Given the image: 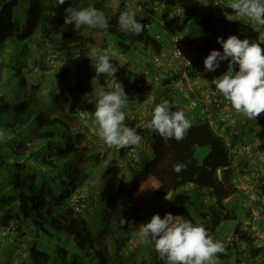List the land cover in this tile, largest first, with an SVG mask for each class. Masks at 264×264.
I'll list each match as a JSON object with an SVG mask.
<instances>
[{
    "label": "trees",
    "instance_id": "trees-1",
    "mask_svg": "<svg viewBox=\"0 0 264 264\" xmlns=\"http://www.w3.org/2000/svg\"><path fill=\"white\" fill-rule=\"evenodd\" d=\"M109 1L66 0L58 5L57 0H0V236L5 229L14 233L18 240L14 252L19 255L25 250L28 264H137L140 255V264H164L150 242L143 240L137 248L140 251L129 249L139 236L138 227L155 214L163 218L170 212L194 225L202 224L214 241H223L222 225L238 219V206L251 221L243 201L245 193L236 180V151L233 145L228 146L229 138L239 139L237 133L229 131L232 121L242 114L232 107L228 120L212 116L218 113L217 98L204 82L211 76L202 79L196 70L189 71L191 90L167 87L181 75L183 64L178 68L171 60V51L165 52L169 37L165 40L163 34L178 28L177 32L184 34V53L191 55L197 48L207 57L212 50L223 53L217 37L227 40L236 35L264 47V29L257 32L253 22L232 13L226 7L228 0H221L216 12L209 10L215 0H149V6L141 3L139 10L131 7L136 20L146 25L136 35L118 23L126 2L121 1L120 11L110 16ZM70 5L102 10L109 27L76 29L74 24L65 25V9ZM174 7H181L185 16L178 26ZM225 13L234 20L227 19ZM195 26L204 31L200 39L187 33ZM109 45L112 62L118 67L116 80L122 82L129 97L122 109L126 126L147 131L143 111H149L153 100H168L173 111L183 110L191 122L179 142L171 139L165 143L154 130L147 141L152 154L147 161L138 160L136 146L129 156L128 148L116 147L91 153L85 144L86 130L76 124L80 110L88 111L89 124L96 126L95 101L89 103L87 98L95 86L106 91V84L115 77L101 74L96 78L88 55L94 50L102 53ZM134 51L138 57L133 59L129 54ZM153 53L166 56L162 71L156 68ZM220 66L223 70L228 60ZM152 88L155 93L141 101ZM261 115L257 125L264 122V113ZM250 140L258 143L247 150L253 168H240L241 174H260L264 127L251 133ZM202 146H208L209 151L199 163L195 153ZM109 150L113 151V163L107 167ZM176 163H186V170L176 173ZM260 175L264 179V174ZM261 189L264 191V183ZM144 193L150 195L146 207L140 204ZM90 210L97 216L98 228L91 222ZM247 221L242 225L237 220L235 239L224 244L225 253L217 254L220 264H231L232 249L236 253L234 264H248L249 256L264 250V244L259 243L239 251L243 239L239 236L237 242V235ZM243 231L252 243L259 240L254 233Z\"/></svg>",
    "mask_w": 264,
    "mask_h": 264
},
{
    "label": "clouds",
    "instance_id": "clouds-1",
    "mask_svg": "<svg viewBox=\"0 0 264 264\" xmlns=\"http://www.w3.org/2000/svg\"><path fill=\"white\" fill-rule=\"evenodd\" d=\"M65 2L66 0H57L58 5ZM226 7L236 16L253 22L257 32L264 29V0H228ZM209 10L211 11L210 8ZM225 16L234 20L230 14L225 13ZM118 23L125 31L136 35L142 33L146 27L136 20V13L132 10L120 13ZM64 24H74L76 29L82 26L101 29L109 27L105 13L92 6L79 8L70 5L65 9ZM177 31L176 33H180ZM261 39L264 40V33H261ZM217 42L222 45L223 53L212 50L204 60L205 70L214 72L225 60H228V70L211 83L230 101L237 113L256 120L264 113V47L259 42H250L247 38L240 39L236 35L229 36L227 40L217 37ZM110 52L109 45L102 53L94 50L91 56L87 54L95 68L96 78L101 74L115 77L113 83L106 84V91H101L97 97L92 98L95 99L93 115L98 125V136L104 144L124 149L139 145L142 136L136 129L125 124L126 114L122 109L129 97L122 82L116 80L118 67L112 62ZM236 65L239 66V71H235ZM92 99H89V103ZM172 108L173 105L168 100H162L156 105L152 119L146 124V128L158 132L165 143L171 139L177 142L183 140L191 128V122L186 118L184 111H173ZM77 112L82 117L88 115V111ZM186 168V163L173 165L176 173ZM138 229V235L145 242L154 244L155 251L164 264H218L217 254L226 252L224 244L214 241L202 224L194 225L192 221L182 216H174L170 212L163 218L159 214L153 215L150 222L141 224Z\"/></svg>",
    "mask_w": 264,
    "mask_h": 264
},
{
    "label": "rangeland",
    "instance_id": "rangeland-1",
    "mask_svg": "<svg viewBox=\"0 0 264 264\" xmlns=\"http://www.w3.org/2000/svg\"><path fill=\"white\" fill-rule=\"evenodd\" d=\"M115 1H116V3H115ZM121 1H123V0H110L109 1V8L107 11L109 12L110 16H114L118 10L120 11ZM124 1L125 2L127 1V4L130 7H132V8L135 7L137 9H138V5H140L141 3H142V5L148 4V6L150 3L149 0H124ZM225 1L226 0H224V2ZM123 3H122V10H123V7H125V5H126V3H124V4ZM155 7H157V6H155ZM20 9H21V11L23 10V13H24L25 9L22 7H20ZM171 23L172 24L175 23V20L171 19ZM176 25L178 26V23ZM68 26L70 27V25H68ZM177 29L178 28H175L174 32H176ZM192 30H194V33H196V35H198L199 37H202L204 34V31L200 26H195V28ZM170 31L168 30L167 34H163L165 40H166V36L168 39L169 34L171 33ZM185 33H186V31H185ZM187 33L190 34L192 32H187ZM166 50L169 51V48L167 46L165 48V52H166ZM135 54H136V56H135ZM129 55H130V57H132L134 59V58L138 57V51L131 52ZM166 55H168V54L166 53ZM132 58H131V60H133ZM225 68H228V66H225ZM222 75H223V70H222ZM212 80L213 79L208 80L206 82L207 85H210V88H208L207 85H206V88L212 94H214V93L220 94V92L215 88V85H213L211 83ZM113 82H111V83H113ZM118 82H121V81H118ZM49 88H50V90H52L53 86L49 85ZM92 90L93 91L90 92L89 97L87 99H92L93 97H97L101 91H104L100 86L99 87L95 86ZM154 93H155V90L152 88L151 90H149L148 92L143 94L141 101H147ZM93 101H95V99H92L91 103H93ZM159 102H160L159 100H153V102H151V104H150L151 106L148 109L149 111H147V112L143 111V115L147 117L148 121H150L152 119L154 108L156 107V105L159 104ZM142 109H140V110H142ZM76 124L79 126L81 125L83 127V130H86V132H87V138L85 140V144H86L87 148L89 149V151L93 154L103 152V151H101V144H100L102 140L98 136V125L95 123L96 126H93L94 125L93 123H92L93 125L91 123L90 124L86 123L85 116L82 117L81 115H79L77 117ZM153 131L154 130L147 129V131H144L145 133L141 135L142 137H144V142H145L144 144L146 146L145 150L147 151V153H149L148 160L152 158V154H150V152H151L150 146L146 145V143H148L147 141L151 138ZM208 151H209L208 146H202V147H199L197 149V151L195 153V157L197 158L199 163L203 162L204 158L208 154ZM136 152H137V150H136ZM112 156H113V151H111V150H109V152L105 155L107 167H108V165L113 163ZM149 200H150V195L147 193H144L140 199L141 206L146 207L147 204L149 203ZM233 201H236V200H233ZM229 203H231V202H229ZM237 212H238V219L237 220L241 221V223L243 225V223L245 221H247L246 216H245V210L241 206H238ZM89 215L91 217V222H93L95 227L98 228L99 222H98V220H96L97 216L93 215V212H91V210L89 212ZM237 220H228L225 222V225L226 226L230 225V228L228 230L224 229L220 232L222 237L224 234L227 237V238H224L223 241L219 238L223 244L227 243V241L230 242L231 240L235 239L234 237L236 235V232H234V231H235V225L237 223ZM260 235L261 234H255L254 237L259 238V240H255V242L252 243L254 240L250 239L248 235L246 236L244 231L241 229L240 233L237 235V239H239V236H242V239H243V241L241 243V248L239 249V251L240 250L242 251V248H245L248 245L254 246V245H258L259 243L263 244L264 243V237H261ZM15 236L16 235L14 233H11L8 229H5L1 233V236H0V244H1V246H0V264H28L29 263L27 259L25 260V258H26V253H24L25 250L22 251L19 255L15 254L14 251H15L16 247L18 246V243H17L18 240H16ZM136 238H137L136 241L133 242L132 245L129 246V249H135V250L140 251V249H137V248L141 244H144V241H143V239L141 240L140 236H138ZM224 246L226 247V245H224ZM256 247H258V246H256ZM230 252H231L230 261H231V264H234V263H236L235 262L236 261L235 260L236 259L235 258V256H236L235 249H232V251H230ZM141 258H142L141 255L137 258V261H136L137 264H140ZM128 264H131V262H129ZM218 264H220V263L218 262Z\"/></svg>",
    "mask_w": 264,
    "mask_h": 264
},
{
    "label": "built area",
    "instance_id": "built-area-1",
    "mask_svg": "<svg viewBox=\"0 0 264 264\" xmlns=\"http://www.w3.org/2000/svg\"><path fill=\"white\" fill-rule=\"evenodd\" d=\"M221 0H215L213 6L210 8L211 11L216 12L221 8ZM123 10H132L131 7L127 4L125 7H123ZM158 10V8H157ZM133 11V10H132ZM173 12L176 14L175 18L177 20L178 24H182L183 21H185V16L182 13L181 7H174ZM189 22H192L190 20ZM183 40V36L181 33H170L169 36V43L166 45L169 48V51H171V60L173 62H176V66L178 68L183 64V69H181V75L178 76L175 80H172L171 84L167 85V87L171 88L172 86L180 87V90H191L193 88L192 81L189 77V71L196 70L199 73L202 74V79L207 78L211 76V79L219 78L222 75V69L221 66H219L216 71H206L204 60L206 57H202L198 51L197 48L192 49V52H194L191 55H187L184 53V48L181 45V41ZM180 51V52H179ZM153 62L156 65V68L159 71L163 70V66L166 63V56L162 54H156L153 53L152 55ZM190 62V64L188 63ZM209 75V76H208ZM210 79V80H211ZM209 79L204 80V82H207ZM195 81H198L196 79ZM187 87V88H185ZM217 98L216 101V111L218 112L215 115L216 118H219L220 120H228L231 116L232 111V105L230 101H228L223 95H216ZM165 95L161 97V99H164ZM195 104V102H192ZM210 116V117H212ZM142 117V116H141ZM108 148L107 145L104 143H101V151L103 149ZM135 152V147H129L127 149L128 156L132 155V153ZM243 182L242 184V190L245 193V196L243 198L244 204L246 207L249 208V211L251 213V221H247V224L243 227L244 230H247L249 233H258L261 234V237H264V216L261 213V209H264V191L261 189V184L264 183V179L262 175L260 174H242ZM262 207V208H261ZM261 208V209H260ZM264 211V210H263ZM240 239H237V242H239ZM24 242V240H21V243ZM23 244V243H22ZM262 243H260L258 246H260ZM22 246V245H21ZM227 247V246H226ZM225 247V248H226ZM248 264H264V250L260 251L258 254L249 256V259L247 258Z\"/></svg>",
    "mask_w": 264,
    "mask_h": 264
},
{
    "label": "crops",
    "instance_id": "crops-1",
    "mask_svg": "<svg viewBox=\"0 0 264 264\" xmlns=\"http://www.w3.org/2000/svg\"><path fill=\"white\" fill-rule=\"evenodd\" d=\"M116 3V1H115ZM195 28V27H194ZM170 31V28H169ZM190 32H192L193 34L191 35L192 37H196L198 39H200L201 37H199L198 35H196V33H194V30H189ZM200 41V40H199ZM187 50H190V48H188ZM228 70V68H223V74L226 73ZM235 71H239V66L236 65L235 66ZM210 88V85H209ZM216 95H223L222 93H214ZM86 118V123H89L90 117L89 114L87 116H85ZM263 118L262 115L260 114L259 117L255 119H248L247 117H245L243 114L242 116L240 115L238 118H236L235 121H232V128L230 129L229 133L230 134H235L237 133V135H239V139H237V141H233L232 138L228 140V144H230L231 146H234L235 149V155H234V168L236 171V180L239 183V188L242 189V184H244L243 182V178H242V170H240V168L245 169L247 168L248 170H252L253 168V164L250 161V159L248 158V153L247 150L250 146H254L256 144H258L256 141L257 140H250V135L251 133H254L255 131H260L261 129H263L264 127V122L261 125H257V121L258 119ZM264 121V119H263ZM85 131V130H84ZM138 134L142 135L145 132L143 130L138 129ZM86 134V138H87V132L85 131ZM243 134V135H242ZM240 135H242V137H240ZM231 137V136H230ZM253 139V138H252ZM144 137H142V141L139 145L136 146L137 148V152H138V160L140 161L141 158L143 159V161H147L148 157H149V153H147V151L145 150V144H144ZM146 145H148V143H146ZM259 169L261 168L262 172L260 171L259 173L264 174V163L261 165H258ZM232 199H228L227 203L231 202ZM170 202V201H169ZM168 202V203H169ZM230 228V225H225V223L222 225V230L226 229L228 230ZM222 238H227L226 235L224 234Z\"/></svg>",
    "mask_w": 264,
    "mask_h": 264
}]
</instances>
